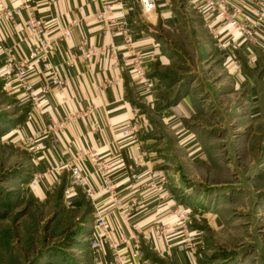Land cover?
Returning a JSON list of instances; mask_svg holds the SVG:
<instances>
[{
    "label": "rangeland",
    "instance_id": "374dc122",
    "mask_svg": "<svg viewBox=\"0 0 264 264\" xmlns=\"http://www.w3.org/2000/svg\"><path fill=\"white\" fill-rule=\"evenodd\" d=\"M165 34L172 38L165 60L157 56L147 69L148 74L155 69L149 81L159 86V93L140 105L137 133L141 128L143 138L155 140L170 170L180 177L175 187L178 206L146 227L135 221L142 207L127 220L112 206L131 230L127 235L113 226L114 234L133 237L132 224L150 232L169 224L177 235L164 243L176 239L183 251L180 264H188L189 254L194 264H264V51L257 56L253 50L234 55L229 47L222 51L215 38L205 37L203 45L186 34L178 39ZM2 81L6 86L0 79V264H98L91 248L93 200L87 192L83 195L85 187L71 185L70 170L58 175L49 188L40 183L30 186L38 175L30 148L25 140L9 135L25 121L29 106L7 94ZM193 143L200 148L197 154L188 148ZM100 195L109 200L107 194ZM180 209L189 213L195 238L191 242L177 230L175 212ZM135 236L150 256L154 246L163 244L148 242L143 234Z\"/></svg>",
    "mask_w": 264,
    "mask_h": 264
},
{
    "label": "crops",
    "instance_id": "0c3cea01",
    "mask_svg": "<svg viewBox=\"0 0 264 264\" xmlns=\"http://www.w3.org/2000/svg\"><path fill=\"white\" fill-rule=\"evenodd\" d=\"M32 1L37 18L49 29L51 40H58L64 28L72 26L70 38L59 42L56 50L47 59H38L24 65L23 62L36 45L26 28V12L23 11L18 17L16 27L1 21L0 73L4 71L7 59L5 51L10 49L13 52L14 67L23 70L35 93H39L47 81V66L58 69L66 81V87L63 96L52 90L45 96L40 95L36 104L31 102L30 94L21 87H4L2 81L7 94L13 96L18 104L29 106L25 121L16 126L9 135L21 142L51 122L66 121L63 130L42 138L35 150L30 149L36 174H43L50 166L59 163L66 165L63 171L67 173L77 154L92 148L103 162L109 164L123 201L129 203L140 200L142 208L135 221L146 227L168 216L178 206L175 187L176 183L179 184L180 177L170 170L171 164L155 140L143 138L144 132L141 128L137 133L138 142L127 140L122 135L125 124L135 115L142 120L140 105H146L151 98H157L160 88L149 81L153 80L149 76L155 69L149 74L147 69L151 68V62L156 61L157 56L159 61L165 60L166 47L172 40L165 33H171L175 39L186 34L189 39L197 40L203 45L207 44L205 37L213 39L217 35L228 44L232 54H246L253 50L257 56L264 51V26L259 32L257 43L251 48L243 42L235 27L225 23L221 16L215 15L211 19L209 29L202 17L203 11H199L204 10L203 0H187L184 4L178 0H156V11L153 16H149L152 22L142 15L139 0ZM22 2L23 0H0V10L17 7ZM106 2L114 4L109 19L118 24L125 23L119 28L120 31H111L95 17ZM259 3L260 0L229 2L230 6L241 11L236 16L237 21L253 18ZM76 21L78 24L74 25ZM148 23L152 26H148ZM127 29L130 31H126ZM90 48H96L98 53L89 62L82 54ZM134 52H140L145 57L147 80L142 84H138L133 78ZM106 79H114L117 84L97 91L96 88ZM188 148H194L196 154L200 150L195 143ZM202 153L206 158L205 152ZM82 169L87 185L83 189L85 196L88 188H96L99 179L90 160H85ZM60 174L45 176L40 184L49 188L57 183ZM162 178L166 183L162 182ZM74 202L76 205L80 204V199L74 198ZM184 204L190 206L187 202ZM93 206L119 232L131 234L129 224L120 220L106 197L98 196L93 201ZM180 247L176 239L172 238L162 245L154 246L150 256L147 246L140 243V249L146 252L143 260L149 264H157L155 260H176L180 264L183 253ZM108 251L104 249L98 252V264H109L112 256L110 252L108 255ZM194 260L189 254L188 264H194Z\"/></svg>",
    "mask_w": 264,
    "mask_h": 264
},
{
    "label": "built area",
    "instance_id": "2783aa9c",
    "mask_svg": "<svg viewBox=\"0 0 264 264\" xmlns=\"http://www.w3.org/2000/svg\"><path fill=\"white\" fill-rule=\"evenodd\" d=\"M230 0H203L204 11L203 19L206 25L211 29V19L215 16H221L225 23L235 27V30L241 35L244 43L256 44L259 37V32L264 26V0H260L259 8L253 18L245 19L244 21H237L236 16L241 14V11L232 7L229 4ZM142 8V15L147 17L156 11V0H139ZM114 4L106 2L101 7V11L95 14L98 21L103 22L111 31H120L124 26V22L121 24L115 23L113 19H109L112 14ZM25 11L27 14L26 28L29 31L30 38L36 45L29 53L27 60L23 62L24 65L30 64L38 59H47L48 55L53 53L59 45V42L70 38L72 26L65 27L62 34L58 37V40H51L49 37V29L41 20L36 16L32 0H23L22 4L17 7H10L0 10V22L5 21L12 27L17 26L18 17ZM111 20V21H110ZM78 22H74L77 25ZM120 28V29H119ZM130 31V30H126ZM217 46L225 50L228 48V44L221 40L217 35L214 36ZM6 53V62L4 71L0 73V79L6 81L5 85L9 88L21 87L23 90L30 94V99L33 103H38L40 95H47L52 90H56L61 96L64 95L66 81L62 78L57 68L46 67V71L49 73L46 83L41 87L39 93H35V90L31 84H29L23 70L21 68H15L13 52L8 49ZM98 53L96 48L88 49L82 57L86 61H91L92 57H95ZM144 55L140 52L133 53L132 73L133 78L138 84L145 83L146 78V64L144 62ZM19 82V85L13 86L12 84ZM117 84L114 79L104 80L100 86L96 88L99 91L106 86ZM140 124V117L135 115L134 118L128 121L122 131V135L125 139L130 141H137L136 133L137 127ZM66 125V121L51 122L47 124L42 130L35 132L30 137L25 139L27 146L35 150L39 141L48 136L49 134H55ZM85 160H90L95 167L96 174L98 176L97 188H88L87 195L91 200L97 199L100 194H107L109 201L122 216L129 220L131 214L138 208L142 207L140 201H133L132 203H125L120 196L117 185L113 179V172L109 164L103 162V160L95 153L94 149L85 150V152H79L75 158V161L70 165V171L72 175L73 187H87L86 177L82 169V165ZM65 166L63 163L50 166L45 173L38 174L34 177L31 187L39 185L41 180L46 176L52 174H60ZM165 183V179H162ZM177 219V230L185 237L189 242L194 238V235L190 231L189 226V213L185 209L184 211L177 210L175 212ZM132 231L135 235L143 234L148 242H154L155 244H162L164 240L169 239L172 236L177 235L175 228L169 226V224H163L162 228L153 230L152 232L145 231L138 224H132ZM127 237L124 234L116 236L114 234L113 225L110 220L101 213L99 210L94 212V230L91 237V248L94 254H98L101 250H109L112 259L109 264H149L143 260L144 254L140 250L139 241L136 240V236Z\"/></svg>",
    "mask_w": 264,
    "mask_h": 264
}]
</instances>
